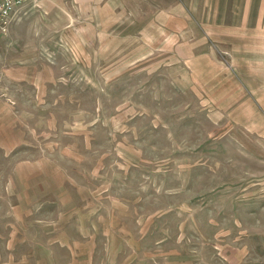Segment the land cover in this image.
Listing matches in <instances>:
<instances>
[{"label":"rangeland","instance_id":"1","mask_svg":"<svg viewBox=\"0 0 264 264\" xmlns=\"http://www.w3.org/2000/svg\"><path fill=\"white\" fill-rule=\"evenodd\" d=\"M0 264H264V0L21 6Z\"/></svg>","mask_w":264,"mask_h":264},{"label":"built area","instance_id":"2","mask_svg":"<svg viewBox=\"0 0 264 264\" xmlns=\"http://www.w3.org/2000/svg\"><path fill=\"white\" fill-rule=\"evenodd\" d=\"M29 1L30 0H0V32H6L8 30L14 13Z\"/></svg>","mask_w":264,"mask_h":264}]
</instances>
